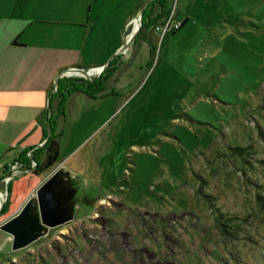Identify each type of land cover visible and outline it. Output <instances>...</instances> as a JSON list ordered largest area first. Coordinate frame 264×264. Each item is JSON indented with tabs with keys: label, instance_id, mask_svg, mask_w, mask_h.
<instances>
[{
	"label": "rangeland",
	"instance_id": "1",
	"mask_svg": "<svg viewBox=\"0 0 264 264\" xmlns=\"http://www.w3.org/2000/svg\"><path fill=\"white\" fill-rule=\"evenodd\" d=\"M174 2L180 28L112 57L114 93L68 97L59 160L12 177L0 220L61 166L73 218L15 250L0 228V264H264V0Z\"/></svg>",
	"mask_w": 264,
	"mask_h": 264
},
{
	"label": "crops",
	"instance_id": "2",
	"mask_svg": "<svg viewBox=\"0 0 264 264\" xmlns=\"http://www.w3.org/2000/svg\"><path fill=\"white\" fill-rule=\"evenodd\" d=\"M146 1L0 0V179L11 161L42 144L49 91L61 71L107 63Z\"/></svg>",
	"mask_w": 264,
	"mask_h": 264
},
{
	"label": "water",
	"instance_id": "3",
	"mask_svg": "<svg viewBox=\"0 0 264 264\" xmlns=\"http://www.w3.org/2000/svg\"><path fill=\"white\" fill-rule=\"evenodd\" d=\"M150 1L151 0H147L140 8L139 27L129 38L124 40L118 51L111 55L107 63L113 56L117 53L123 52L133 42L136 33L142 24L143 10ZM107 63L101 65V70ZM101 70L99 72H101ZM62 71L81 74L85 78H89L91 74L89 72L90 68L82 66H69ZM58 78L59 77L55 79V83ZM47 107V136H50L52 132V122L50 116L53 114L50 98L47 100ZM31 159L36 162L35 158ZM33 169L34 167H30L28 171H22L21 173L32 172ZM70 184V172L68 170H64L62 166L57 167L55 171L37 187L36 196L30 197L14 215L0 224V228L9 233L12 237V249L15 250L29 245L47 232L49 227H54L68 222L73 218L72 196L74 190L71 188ZM34 199H37L36 203L33 202ZM36 206L38 207L39 216L34 218L32 212Z\"/></svg>",
	"mask_w": 264,
	"mask_h": 264
},
{
	"label": "trees",
	"instance_id": "4",
	"mask_svg": "<svg viewBox=\"0 0 264 264\" xmlns=\"http://www.w3.org/2000/svg\"><path fill=\"white\" fill-rule=\"evenodd\" d=\"M169 10L170 6H168V0H151L143 10L142 24L135 37H138L143 30L152 29L153 25L168 14ZM183 23L184 20L182 24ZM152 39L151 36H147L149 51L154 55L155 45ZM116 63L117 61L111 59L106 64L103 72L97 77L90 79L83 77H63L58 78L57 82L51 85L49 98L51 101V107L53 108V114L50 116L52 132L50 136H47V125L45 123L42 144L33 147L34 150L30 156L25 152L21 154L19 158L26 163H29L28 160L31 158H35L36 165L33 172L39 173L59 160L61 131L57 130V118L64 115L65 104L68 97L76 92H82L91 98L102 97L114 93L112 89L107 90L106 82L111 76V73L116 69ZM55 85L56 89L53 90ZM47 119L48 107H46V120ZM0 211H4V206Z\"/></svg>",
	"mask_w": 264,
	"mask_h": 264
},
{
	"label": "built area",
	"instance_id": "5",
	"mask_svg": "<svg viewBox=\"0 0 264 264\" xmlns=\"http://www.w3.org/2000/svg\"><path fill=\"white\" fill-rule=\"evenodd\" d=\"M176 3H173V6L170 7L168 14H166L161 20L153 25V30L155 32H160L163 34L170 30H176L182 26L183 20H180L176 17ZM129 25V24H128ZM64 74H72L69 71H62L60 76ZM34 148H31L27 151V155H31ZM36 162L32 159L29 160V163H26L24 160L15 159L9 163L7 171L3 174L0 179L2 187L0 185V209L3 207L5 200L7 199V184L10 182L14 175L21 173L22 171H28L30 167H35ZM1 166V165H0Z\"/></svg>",
	"mask_w": 264,
	"mask_h": 264
},
{
	"label": "bare ground",
	"instance_id": "6",
	"mask_svg": "<svg viewBox=\"0 0 264 264\" xmlns=\"http://www.w3.org/2000/svg\"><path fill=\"white\" fill-rule=\"evenodd\" d=\"M139 15H138V20L136 21V25H135V27H134V29H133V32L139 27ZM132 32V33H133ZM93 70H97V72L98 71H100L101 70V68H97V69H93ZM0 203H1V198H0Z\"/></svg>",
	"mask_w": 264,
	"mask_h": 264
},
{
	"label": "flooded vegetation",
	"instance_id": "7",
	"mask_svg": "<svg viewBox=\"0 0 264 264\" xmlns=\"http://www.w3.org/2000/svg\"><path fill=\"white\" fill-rule=\"evenodd\" d=\"M29 161V160H28ZM7 171V169L4 170V173Z\"/></svg>",
	"mask_w": 264,
	"mask_h": 264
}]
</instances>
